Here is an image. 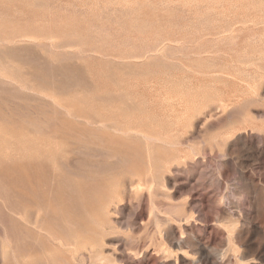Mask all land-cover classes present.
Wrapping results in <instances>:
<instances>
[{"label": "rangeland", "instance_id": "374dc122", "mask_svg": "<svg viewBox=\"0 0 264 264\" xmlns=\"http://www.w3.org/2000/svg\"><path fill=\"white\" fill-rule=\"evenodd\" d=\"M0 264H264V0H0Z\"/></svg>", "mask_w": 264, "mask_h": 264}, {"label": "bare ground", "instance_id": "6f19581e", "mask_svg": "<svg viewBox=\"0 0 264 264\" xmlns=\"http://www.w3.org/2000/svg\"><path fill=\"white\" fill-rule=\"evenodd\" d=\"M51 153H52V152H51ZM53 156H54V155H53ZM52 158H53V157H52ZM55 161H56V160H55ZM140 181H141V180H140ZM96 201L98 202V200H96ZM99 201H101V200H99ZM101 202H102V201H101ZM13 205H14V204H13ZM13 208H14V206H13ZM15 208H16V207H15ZM23 208H25V207H23ZM24 210H25V209H24ZM37 210H38V208H37ZM39 210H40V209H39ZM39 210H38V212H41V211H39ZM19 212H21V211H19ZM19 212H18V213H19ZM24 213H25V211L22 212V215H23ZM38 214H40V213H38ZM41 214H42V213H41ZM23 216L25 217V215H23ZM24 217H23V218H24ZM37 217H39V216H37ZM24 219H25V218H24ZM43 219H44V218H43ZM39 220H40V219H39ZM26 221H27V220H26ZM43 221H45V220H43ZM63 222H64V221H63ZM63 222H62V223H63ZM37 225H38V224H37ZM86 225H87V224H86ZM41 226H42V225H41ZM65 226H66V225H65ZM32 227H33V226H32ZM34 227H35V226H34ZM34 227H33V228H34ZM36 227H37V226H36ZM42 227H43V226H42ZM42 227H41V228H42ZM38 228H39V226H38ZM38 228H37V229H38ZM41 228H39V229H41ZM69 228H70V227H69ZM37 229H35V230H37ZM44 229H45V228H44ZM49 229H50V228H49ZM45 231H47V230H45ZM39 232H40V231H39ZM47 233H48V232H47ZM47 233H46V234H47ZM67 238H68V237H67ZM52 239H53V238H52ZM69 239H71V238H69ZM57 240H58V239H57ZM55 241H56V240H55ZM67 241H68V240H67ZM71 241H72V239H71ZM60 242H61V240H60ZM59 244H60V243H59ZM60 245L63 246L62 243H61Z\"/></svg>", "mask_w": 264, "mask_h": 264}]
</instances>
